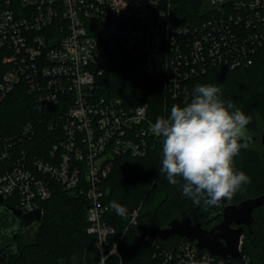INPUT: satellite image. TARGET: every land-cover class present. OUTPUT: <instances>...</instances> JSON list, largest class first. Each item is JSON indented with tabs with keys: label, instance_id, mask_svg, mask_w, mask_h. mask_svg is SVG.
<instances>
[{
	"label": "built area",
	"instance_id": "2783aa9c",
	"mask_svg": "<svg viewBox=\"0 0 264 264\" xmlns=\"http://www.w3.org/2000/svg\"><path fill=\"white\" fill-rule=\"evenodd\" d=\"M172 12L170 0H0V49L12 63L0 77V104L24 81L40 114L56 128L47 157L19 146L36 135L32 122L15 136H0V196L29 213L42 209L54 182L85 194L98 264H105L115 232L104 180L117 157L145 156L162 139L151 131L162 116L154 118L147 103L98 96L97 78L110 55L122 51L140 58L145 75L165 78L167 93L178 98L189 94L193 77L211 68L248 66L264 45V0H204L199 22L180 23ZM139 213L140 207L129 213L131 223ZM242 243L243 237L241 252ZM110 253L119 254L116 243ZM164 259L226 264L235 258L214 256L185 239L165 251ZM239 264L253 263L244 255Z\"/></svg>",
	"mask_w": 264,
	"mask_h": 264
},
{
	"label": "trees",
	"instance_id": "16d2710c",
	"mask_svg": "<svg viewBox=\"0 0 264 264\" xmlns=\"http://www.w3.org/2000/svg\"><path fill=\"white\" fill-rule=\"evenodd\" d=\"M173 18L180 22H199L204 18V0H170ZM12 66L8 54L0 49V77ZM213 84L221 89L222 99L231 100L235 107L250 116L247 130L257 128L259 118L264 120V45L253 56L248 66L211 68L206 74L193 77L188 83L189 94L173 98L167 93L165 78L147 77L143 61L129 54L116 51L110 55L108 66L97 78L98 96L118 97L127 104L147 103L149 112L157 118H168L173 105L185 106L194 97L199 85ZM28 122L36 125L37 133L30 141L20 142L30 155L47 157L48 149L56 141L55 124L50 125L37 109L36 97L24 81L18 84L0 104V136L8 138L20 133ZM243 143V142H241ZM163 138L145 156L124 154L115 159L111 174L104 180V201H115L124 208L125 215L115 210L107 216L115 232L109 236L105 264H165L164 252L177 247L186 238L172 235L167 239L151 236L154 228H166L186 211L194 222L211 226L221 220L211 217L222 210V205L205 208L203 203L192 206V200L182 194L179 185H171L166 174L159 170L163 159ZM236 170L243 171L250 183L243 186L229 201H241L264 195V151L242 148L234 158ZM52 196L41 203L43 216L33 238L17 233L8 264H70L74 257L84 264H98L97 238L88 233L87 210L89 200L85 194L65 190L53 183ZM7 203L17 207L14 199ZM140 207L137 223L130 222L129 213ZM196 220V221H195ZM209 224V225H208ZM213 227V226H212ZM211 227V228H212ZM241 255L226 264H239L248 256L253 264H264V203L254 209L250 227L243 226ZM117 244L119 254L110 253Z\"/></svg>",
	"mask_w": 264,
	"mask_h": 264
},
{
	"label": "clouds",
	"instance_id": "9594fccd",
	"mask_svg": "<svg viewBox=\"0 0 264 264\" xmlns=\"http://www.w3.org/2000/svg\"><path fill=\"white\" fill-rule=\"evenodd\" d=\"M251 117L225 101L220 87L199 85L185 106L173 105L168 118L159 117L151 131L163 138L160 172L171 185L194 204L218 206L231 200L250 183V178L234 167V158L247 147V125ZM118 214L124 209L110 202Z\"/></svg>",
	"mask_w": 264,
	"mask_h": 264
},
{
	"label": "water",
	"instance_id": "95a60500",
	"mask_svg": "<svg viewBox=\"0 0 264 264\" xmlns=\"http://www.w3.org/2000/svg\"><path fill=\"white\" fill-rule=\"evenodd\" d=\"M262 142L264 144V133ZM226 201L221 203H226ZM263 203L264 195L245 199L238 204H227L222 211V221L210 229L203 228L200 222L193 223L188 213L183 211L181 217L172 220L166 228H154L151 236L167 239L172 235H179L189 240H195L199 249H206L214 256L237 258L241 254L240 244L244 233L243 226H251L254 209L262 206ZM0 206L4 207L5 211L11 215L23 218L24 226L22 229L30 228L40 222L43 216L42 209L23 213L20 208L5 203L1 196ZM16 235L17 233L14 235V240ZM12 245L13 243H10L0 248V264H8V249Z\"/></svg>",
	"mask_w": 264,
	"mask_h": 264
},
{
	"label": "flooded vegetation",
	"instance_id": "af4514ba",
	"mask_svg": "<svg viewBox=\"0 0 264 264\" xmlns=\"http://www.w3.org/2000/svg\"><path fill=\"white\" fill-rule=\"evenodd\" d=\"M254 131L255 130H253V131L248 130L247 131V135H248L249 139H247L246 141H241L243 143H246L247 147H249L252 150H255V149L250 147L249 143H258V139H259L258 136H255V135L252 134V132H254ZM263 133H262L261 140H260L261 146L263 147L261 152L264 151V144L262 142ZM255 151H258V150H255ZM227 204H232V203H229L228 201H226V203H223V204L220 203L219 205H222V210L219 211L214 216H212L210 221L214 222L221 215V220L219 222H214L215 224L220 223L222 221V219H223L222 211H223L224 207ZM191 205L195 206V208L197 207V204H194L193 202L191 203ZM192 222L196 223V222H200V220H197L196 222H194V220L192 218ZM215 224H213V225H211L209 227L207 225L206 226H202V227L205 228V229H210ZM23 226H24V220H23L22 217L17 218L14 215H11L7 211H5L4 207L0 206V248L5 247L6 245H8L10 243H13L12 247L8 249V252L10 253L11 249L14 248V246H15V240L17 238V235H16L15 240H14V235L16 233H18V232L26 233L27 230L29 229V228L22 229Z\"/></svg>",
	"mask_w": 264,
	"mask_h": 264
},
{
	"label": "rangeland",
	"instance_id": "374dc122",
	"mask_svg": "<svg viewBox=\"0 0 264 264\" xmlns=\"http://www.w3.org/2000/svg\"><path fill=\"white\" fill-rule=\"evenodd\" d=\"M263 132H264V120L259 118L257 128L255 129L254 132H252L253 135L259 137L258 143H249L250 147H252L255 150H258L259 152H261L263 149V147L261 146V142H260ZM38 229H39V224L37 223L31 226L26 232V234L28 235V238H33L36 232L38 231ZM70 264H84V263L82 262L81 258L74 257Z\"/></svg>",
	"mask_w": 264,
	"mask_h": 264
}]
</instances>
